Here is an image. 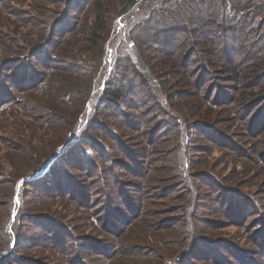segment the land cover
I'll return each instance as SVG.
<instances>
[{
	"label": "rangeland",
	"instance_id": "374dc122",
	"mask_svg": "<svg viewBox=\"0 0 264 264\" xmlns=\"http://www.w3.org/2000/svg\"><path fill=\"white\" fill-rule=\"evenodd\" d=\"M93 1L0 0V101L17 98L10 108L18 112L0 115V251L7 247L4 228L10 204L13 220L22 192L21 213L36 215L19 222L23 240L0 263L71 264L67 259L72 257L74 264H264V40L253 48L259 29H246L236 20L234 36L226 39L236 49L233 63L241 64L236 66L239 76L220 67V58L217 64H205L201 54L206 45H198L191 59L181 61L186 48L166 57L160 45L147 43L140 65L152 81L150 91H129L127 103L144 101L138 110L120 104L122 112L116 113L95 103L103 115L94 120L102 126L92 128L88 139L100 144L106 156L89 147L91 164L76 156L81 145L62 151L85 124L78 121L77 126V118L86 101L93 104L96 93L89 88L96 73H104V47L109 72L115 45L121 47L122 34L128 35L129 20L136 24L141 15L137 6L127 18L110 16L108 36L91 42ZM181 1L166 2L180 13L171 20L178 24L181 39L193 27V16L203 27L219 17L218 4L215 10H204L192 0L186 1L192 7L181 6ZM121 2L109 0V7L113 10ZM51 19L63 25L49 42L46 27ZM148 19L152 28L171 21L159 22L156 15ZM214 34L221 47L224 31L219 28ZM47 44L51 47L42 49ZM248 51L251 61L245 64L241 58ZM23 52L29 59H43L33 73L9 62L15 60L11 55ZM127 70L124 85L137 84L132 69ZM103 73L95 91L106 85ZM22 78L26 86L36 78L44 82L21 91ZM161 98L167 99L164 113L148 109ZM172 114L182 126L174 125ZM182 132L189 137L184 148L177 142ZM58 147L44 172L52 165L59 174L55 184L66 193L34 192L28 185L36 177L35 168ZM69 155L80 165L65 162ZM186 158L188 180L179 173ZM24 178L30 179L17 196Z\"/></svg>",
	"mask_w": 264,
	"mask_h": 264
},
{
	"label": "trees",
	"instance_id": "16d2710c",
	"mask_svg": "<svg viewBox=\"0 0 264 264\" xmlns=\"http://www.w3.org/2000/svg\"><path fill=\"white\" fill-rule=\"evenodd\" d=\"M115 1H118V0H115ZM168 1L169 0H160L157 2L154 0H122V2L119 4L120 6L118 5V7L113 10H111V8L109 7L110 6L109 0H94L93 1V4H91L93 7V10H92L93 11V24L91 26V31H90L91 37H89L88 39L91 42H95L96 40H101V39L103 40L104 35L108 36L107 35L109 32L108 21L110 19L109 18L110 16L127 18L128 16L131 15L130 12L133 11V9H135L137 6H138L137 11L141 9L139 12L141 15L136 24H132L131 20H129L130 21L129 25H127L129 26L128 35L127 33L122 34L123 36H122V46L121 47L116 49V45H115L114 49L117 55L115 53V56L112 59V62L110 65L111 69L109 72H108V65H106L104 62V58L106 54V50L104 47V55L102 57V60H101L102 63L100 67L104 65V67L102 68L104 70V73L101 72L103 73L101 79L104 80V83L106 85H104L102 89H99L98 91L96 89L95 91L96 86L99 85L100 74H101V73H96V75L92 79L93 81L89 88V91L92 94L96 93L93 104L91 106L86 105L87 104V101H86L82 116L80 118H77V126L79 125L78 121L80 122L83 121L85 122V124L84 126L83 124L80 125L81 127L83 126V128L78 133H76L77 138L75 139V141L74 142L71 141L65 144V150L62 151V154L68 152L75 144H77V145L82 146L79 148V153H81V156L79 155V153H75L76 156L77 155L79 156L78 157L79 160L93 164V162H91V160H93L92 149H94V151L99 155V157L105 158L106 156L105 151L99 147L100 144L96 145L91 140L88 139L89 137L88 132L92 128H95L94 130H96L98 127L102 126L99 123V121L95 122L94 120V117L96 115H97L96 118H99L103 115V111H99L96 109L95 103L97 104L98 102H100L99 104L104 109L111 110V111L115 110L116 113L122 112L121 107L123 105L129 108V104H131L130 109L138 110L139 108L138 103L140 102L144 103L143 99H138L136 101V104L133 102L127 103L126 99H128L129 91L135 90L136 88L144 92H148V90L150 91L148 85L152 83V81L149 79V76L146 75V73L142 71V68L140 65V64H143L141 60L143 58L145 59V57L143 56L144 55L143 50L147 43H152L153 45H160L162 47L161 48L162 51H160L161 55H165L166 57H170V55L174 54L175 52L178 53V49L181 50V48L182 49L186 48V50L183 52L184 59H180L181 61H184L185 59H187L189 57V54H191V52H195L196 54L197 52L195 51V48L198 45L200 44L206 45L207 47H205L202 50L203 53L201 54V56H204L205 64H208V63L211 65L217 64L218 62L217 63H214V62H216V59L220 58L219 60L220 67L229 69L231 75L239 76L238 74L240 73V70L236 66H240L241 64L233 63L235 59L236 49L233 45L229 44V40L230 38L234 36L233 34H234V31L236 30L235 21L240 20L241 23H243V26L246 27V29H249V30L254 29L256 32L259 29L260 35L257 38H253V39H256L255 41L256 43L253 44L254 49L259 47V43L263 42L262 39L264 40V28H263L264 21H262L264 20V0H256L255 2H253V4L251 3L252 0H192L193 2H196V4L199 6L197 8L199 9L204 8V10H206L205 9L206 7H211V6L215 10L214 8L215 4H218L217 12L219 13V17L217 21L215 19V22L213 20L210 23H208L207 24L208 27L207 26L203 27L201 26V24L197 25V18L193 16L192 21L195 20L193 27L189 29L187 37H183L182 39L180 37L178 24H176L174 20L173 21L171 20V19H179L180 13L178 12V9L175 11L171 7H168V4L166 3ZM186 1H189V0H182L181 6L192 7L191 5L186 4ZM251 5L252 7H250ZM152 15H156V17L160 19L159 22L167 21V20L169 21V19L171 21H169V23L166 25L159 24L157 27L152 28L150 23L148 24V21H149L148 18H150ZM173 16L175 17L171 18ZM47 23L48 24L46 28L49 33V42H51V38L53 36H56L57 29L61 28L63 24H61L60 22H55L54 20L52 22V19L48 20ZM219 28L221 31H224V34H225V39L221 40L222 41L221 47H218V43L220 42H218V38L214 34L216 30L219 31ZM113 31L114 30H112V33ZM229 36L230 38L226 40ZM124 43H125V46H123ZM49 47L51 46L47 44L46 46H42V49L49 48ZM123 48H126L128 52L124 53ZM13 56H18V57L14 58ZM38 56L39 55H32L31 58L29 59L26 52H23L21 54L16 53L10 56V58L15 59V60H11L9 62H13L14 64H16L14 66L18 67L19 70H24V71L26 70V71L32 72V70H36L35 68L36 65H40L43 63V59L39 60ZM251 56H252V53L248 51L242 56L241 59L242 61H244L245 64H247V62L251 61ZM191 58L192 57L188 59H191ZM131 61H132V64H131ZM153 67H155V65H153ZM128 68L132 69L131 74L134 77V79L137 80L138 82L137 84L131 82V83H128L130 85H124L123 81H125L126 78L124 79L123 76ZM249 68L252 69L253 66ZM107 72L109 74L105 76ZM156 81L157 80H154V83ZM42 82H44L43 78H40V79L36 78V81L33 85L26 86V81L24 82V78H22L20 81L21 91L34 90L35 87L37 85H40ZM137 85H140V86L135 87ZM165 96L167 98L169 97V94H166ZM259 97H262V95H260ZM166 98H161V100L154 102V104L150 105L148 109H151V111H153V108L156 107L157 110L164 113L165 109L162 108L163 107L162 103L166 105L167 103ZM203 98L206 99L205 96ZM8 99H10V97L5 100L3 99L0 101V115L6 114L7 113L6 111L12 110L9 113L12 116H16L18 112L16 110L11 109L10 104H14V101L17 98L12 99V100H8ZM239 102L240 101H238V103ZM248 102H251V101H247L246 103ZM120 104H123V105L120 106ZM89 107H90V111L86 114V111ZM142 113L143 112H140L139 114H142ZM123 115L125 117H128L129 119L132 117V114L130 113L124 112ZM169 118H171L172 122H174V125L178 124L182 126V120L180 118H177L176 115L172 114V116ZM184 127L185 126L183 125V128ZM110 133L112 134L114 132L111 131ZM179 138H180V141L178 139L177 142L184 148L189 140V137L187 136L186 133L182 132ZM86 146H88V148H85ZM89 147H91L92 149H90ZM20 149L25 150V148L23 147ZM59 150L60 148L58 147L53 152V154H51L42 164H40L38 167L35 168L36 177L34 178L33 182L28 185L29 187L33 189L34 192H39L40 194H43V195H48L50 194V192H55L56 194L62 193V192L66 193L65 192L66 189H63L61 185L57 186L58 184L56 183V181L59 178V174H58V171L54 169V167L52 168V165H50V167L44 172V169L47 167L50 161L54 157L57 156ZM59 157H57L56 160H58ZM262 157H263V154H262ZM261 161H262L261 162L262 164L264 162V159ZM55 162L51 164H55ZM65 162H69L71 166L80 165L76 163L75 158L74 159L71 158V155L65 158ZM118 162L120 161H116V163ZM111 164H114V163L111 161ZM121 164H123V166L126 167L127 169L130 168L128 165H126L123 162H121ZM188 167H189L188 158H186L185 162L183 161L180 166L179 173H181V176H180L181 178L188 180V172H187ZM121 168L123 167H119V169ZM110 169L112 168L110 167ZM90 171L92 172L93 170L90 169ZM44 177L46 178L45 180L43 179ZM40 180H43V182H41L39 185H36L34 181L38 182ZM16 183L14 185V192L12 195V199L15 196L16 191H17L15 189L17 188ZM120 188H121V195L124 196V191H123L124 189L122 187ZM80 196H82V198H85V193L80 191ZM107 196L109 197V195ZM88 200L89 198L87 199V201ZM24 204H25V201L23 199V192H22L19 197V204H18L17 211L15 213L13 220H11V207L13 205V202H11L10 204L8 218L5 224V228H4L5 235H6L5 241L7 242V247L5 251L4 250L0 251V262H2L1 261L2 257L7 258L8 253L12 252L13 250L17 248L19 239H21V242L23 240L21 238L23 231L21 232V235L18 234L19 222L21 220L23 222L24 221L28 222L29 218H34V216H36V215H30V214L23 215L21 211H22ZM42 217L43 216H38V218H42ZM64 245H65V241L63 239L59 242V250L63 251ZM74 254L75 253H73V255ZM73 259L74 258L71 257V258H68L67 260L71 264H74Z\"/></svg>",
	"mask_w": 264,
	"mask_h": 264
},
{
	"label": "water",
	"instance_id": "95a60500",
	"mask_svg": "<svg viewBox=\"0 0 264 264\" xmlns=\"http://www.w3.org/2000/svg\"><path fill=\"white\" fill-rule=\"evenodd\" d=\"M30 178H24L22 180H20V182L18 183L19 184V188H18V192H17V196L20 195V192H21V189H22V185L24 182H27Z\"/></svg>",
	"mask_w": 264,
	"mask_h": 264
}]
</instances>
